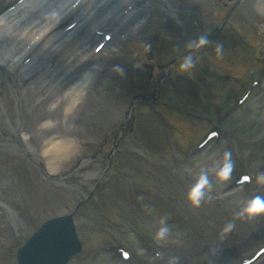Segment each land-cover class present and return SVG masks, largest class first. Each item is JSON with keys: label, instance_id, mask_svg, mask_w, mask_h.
Returning a JSON list of instances; mask_svg holds the SVG:
<instances>
[{"label": "rangeland", "instance_id": "rangeland-1", "mask_svg": "<svg viewBox=\"0 0 264 264\" xmlns=\"http://www.w3.org/2000/svg\"><path fill=\"white\" fill-rule=\"evenodd\" d=\"M27 1L6 0L0 19ZM132 7L149 19L116 46L85 114L65 132L44 133L70 150L54 173L38 126L48 118L64 125L62 104L51 111L52 93L39 88L16 100L0 74V264H15L14 232L23 241L73 211L83 250L69 264H126L110 247L130 250L137 264H197L199 257L187 261L191 251L213 238H244L264 218L241 214L249 200L264 197V0H134ZM200 37L208 41L203 48L189 45ZM185 55L195 61L191 77L178 74ZM139 95L151 101L137 98L129 115ZM24 132L34 151L21 148ZM225 151L235 174L219 181ZM239 169L257 183L237 187ZM205 171L210 187L193 206L188 191ZM162 221L169 231L157 239Z\"/></svg>", "mask_w": 264, "mask_h": 264}, {"label": "bare ground", "instance_id": "bare-ground-1", "mask_svg": "<svg viewBox=\"0 0 264 264\" xmlns=\"http://www.w3.org/2000/svg\"><path fill=\"white\" fill-rule=\"evenodd\" d=\"M5 1L0 0V10ZM82 2L30 0L0 19V74L8 79L16 100H24L27 90L39 88L44 95L49 91L52 93L51 111L62 104L64 125L48 118L38 126L42 139L39 146L49 159L50 172H55L53 165L65 160L70 150L66 142H57L55 136L47 137L44 133L48 128L68 130L79 115L78 111L81 112L93 99L97 79L109 69L112 55L119 52L116 46L143 29L150 14L134 11V0H92L79 9ZM74 14L77 18L71 27L59 30ZM103 34L105 37L110 35V41L103 40ZM78 40L80 43L76 48L69 51L67 47ZM37 97L40 103L35 104L38 106L43 103V98L40 94ZM23 134L21 148L34 151L28 143V133ZM197 251L190 252V259L203 255ZM256 264H264V258Z\"/></svg>", "mask_w": 264, "mask_h": 264}, {"label": "clouds", "instance_id": "clouds-1", "mask_svg": "<svg viewBox=\"0 0 264 264\" xmlns=\"http://www.w3.org/2000/svg\"><path fill=\"white\" fill-rule=\"evenodd\" d=\"M207 43L208 41L205 37H200L198 40L193 43H190L189 45L198 49L203 48L205 45H207ZM215 51L219 52V47H217ZM194 63L195 61L193 60L192 56L185 55L179 65L178 74L191 77V69L194 67ZM233 167L234 164L231 158V152L225 151L223 153L222 163L216 171L217 179L219 181H227L232 173ZM259 179L264 180V177H260ZM208 187H210L208 173L206 171L201 172L196 182L192 185L187 194V199L191 202L193 206H198L200 204L201 199L204 196V190ZM241 214L248 217L264 215V197L256 196L249 200L245 207L241 210ZM168 231L169 226L162 221L161 227L156 233V238H165Z\"/></svg>", "mask_w": 264, "mask_h": 264}]
</instances>
